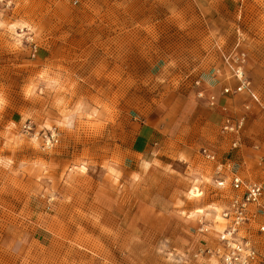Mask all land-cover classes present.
<instances>
[{
	"label": "rangeland",
	"instance_id": "374dc122",
	"mask_svg": "<svg viewBox=\"0 0 264 264\" xmlns=\"http://www.w3.org/2000/svg\"><path fill=\"white\" fill-rule=\"evenodd\" d=\"M0 101V264H205L218 237L190 192L220 200L216 169L182 127L211 121L217 159H264V0H0ZM161 106L184 133L134 165Z\"/></svg>",
	"mask_w": 264,
	"mask_h": 264
},
{
	"label": "built area",
	"instance_id": "2783aa9c",
	"mask_svg": "<svg viewBox=\"0 0 264 264\" xmlns=\"http://www.w3.org/2000/svg\"><path fill=\"white\" fill-rule=\"evenodd\" d=\"M235 77L240 86L236 92H243L248 88V95L259 102L257 95L249 89L248 81L243 78L240 68L235 70ZM226 94L234 93L230 88L224 90ZM199 97H204L201 92ZM208 102L211 106L216 104V98L210 96ZM242 123L233 124L227 120L223 132L225 134L238 135ZM29 132L30 126H24ZM238 140H234L232 148H238ZM203 158L210 163H217V176L227 173L230 178V187L234 192L230 206L222 213V219L226 222L223 232L218 237V245L210 250V260L205 264H264V247H259L256 235L264 240V187L255 182L243 180L235 171L232 162L219 163L215 155L203 149ZM219 188H225L224 180L216 179ZM253 232V233H252Z\"/></svg>",
	"mask_w": 264,
	"mask_h": 264
},
{
	"label": "crops",
	"instance_id": "0c3cea01",
	"mask_svg": "<svg viewBox=\"0 0 264 264\" xmlns=\"http://www.w3.org/2000/svg\"><path fill=\"white\" fill-rule=\"evenodd\" d=\"M210 96L211 95H209V97ZM194 97L195 96H192V94H191V95L185 96L184 98H185V100H187V102L191 103L192 101H194L193 100ZM209 97H207V98H209ZM159 109H160V107H159ZM185 109L186 110H184V112L182 113V117H180V119L183 118V120H184L187 113L189 112V110L191 108L189 105H187V106H185ZM214 116H216L218 118L216 112H214V114L212 116L213 119H214ZM151 117L152 118L150 121L142 123V125L139 127L137 133L135 134V136L132 139L131 146L134 150L132 152V155L135 157V162L137 161V158L139 156H145L146 154L148 155L152 151L153 144L155 142H158L161 139H163V137H166L169 134H171L173 137L174 136L180 137V134L184 133V132L180 131L182 128H186L185 134L187 135V137H186L187 143H185L184 145L189 144L188 145L189 149L193 148L192 147L193 143L197 142V144L205 145V147H202L201 151L203 149H205V150L209 151L211 154L217 156L216 151H215L216 149L213 147V144L216 142L224 143V140H226L224 138H222L223 140L220 139V137L218 136V133L216 131V128L214 127V125L211 121L206 122L205 119L200 118L198 115H196L192 119H190L188 125L185 127H182L181 129H180V127L182 124H180V122L176 123V121H178V118H179L178 112L176 114H174V112L166 106H161V109L155 111V115H153ZM228 119L231 120L230 117H228V116H226L224 118L223 126L225 125V123ZM166 121H167V124H166V126H164ZM233 124H234V122H233ZM227 135H229V134H227ZM183 139H184V137H183ZM209 141H212L211 147L208 146V144H207V142H209ZM187 150L188 149H185L184 154L187 153ZM201 157L203 160H205L202 155H201ZM239 159H241V158H239ZM239 159L236 158V161L232 160L231 158L225 159V160L218 159V162L219 163L232 162L234 165V169H235L236 173L243 180L248 181V182H252L250 179L253 176L255 177L257 173L264 171V159H259V158L244 159L243 158L242 161H240L238 163ZM233 161L238 164L237 168H235V163ZM139 162L140 161H137L134 165L137 164V166H139L140 165ZM205 162H207V161L205 160ZM208 163L212 164L214 166V168L216 169L217 163H210V162H208ZM214 173H215V180L213 181L214 191L215 192L219 191L218 193L215 194V196H220V200H217L215 202H211V201L205 202L206 198H203V197L208 196V193L206 191H205L206 192L205 193L204 190L210 188L209 184H206V187L204 190L200 187H197L199 192H201L202 196L199 198H195L197 201L196 203L200 206L198 209H196L195 213L197 214V211L199 209L204 210L205 213L202 214L203 216H201V217H208L207 218L208 220L207 219H205V220H207V221H209V223H211L210 227H212L211 228V230L213 231L212 233L214 234V236L217 235V237H219V235L223 232V230L225 228V224H226V222L222 219V213L229 208L232 197L234 195V192L232 191V189L230 187V178H229V175L227 173L221 174L219 176H217L215 171H214ZM216 179L224 180L226 182V187L223 189L217 187ZM203 182H204V179H203ZM213 206H215V207H213ZM219 210H221V211H219ZM209 212L212 213V215ZM218 215L221 217V220L218 223H216V221H217L216 217ZM209 217H212L211 218L212 220ZM213 218L215 220H213ZM212 224H214V225H212Z\"/></svg>",
	"mask_w": 264,
	"mask_h": 264
},
{
	"label": "bare ground",
	"instance_id": "6f19581e",
	"mask_svg": "<svg viewBox=\"0 0 264 264\" xmlns=\"http://www.w3.org/2000/svg\"><path fill=\"white\" fill-rule=\"evenodd\" d=\"M149 3L148 2H146V4H142V7L144 8V9H146L147 7V5H148ZM141 16H143V15H140V17ZM190 195L193 197V198H199V197H201L202 196V194H201V192H199V190H198V188L197 187H195L191 192H190ZM205 213V211L204 210H202V209H199L198 211H197V214H204ZM209 215V214H208ZM216 223H218L220 220H221V217L218 215L217 217H216Z\"/></svg>",
	"mask_w": 264,
	"mask_h": 264
},
{
	"label": "snow or ice",
	"instance_id": "6c2138e0",
	"mask_svg": "<svg viewBox=\"0 0 264 264\" xmlns=\"http://www.w3.org/2000/svg\"><path fill=\"white\" fill-rule=\"evenodd\" d=\"M0 103H2V101H0Z\"/></svg>",
	"mask_w": 264,
	"mask_h": 264
}]
</instances>
